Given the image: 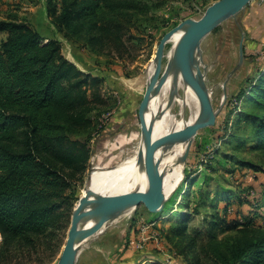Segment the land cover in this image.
Instances as JSON below:
<instances>
[{
	"label": "rangeland",
	"instance_id": "1",
	"mask_svg": "<svg viewBox=\"0 0 264 264\" xmlns=\"http://www.w3.org/2000/svg\"><path fill=\"white\" fill-rule=\"evenodd\" d=\"M216 1L150 0L148 14L133 26L124 50L118 53L115 49L99 52L84 41L65 38L49 16L51 4H60L59 0H0V19L27 21L44 39L61 42L64 56L99 81L106 101L90 114L91 127L74 137L88 147L90 160L69 191L74 207L66 210L68 231L74 209L85 198L92 169L131 157L142 143L138 110L161 39L184 20L200 19ZM258 3L253 0L249 5ZM239 15L223 22L202 42L201 68L218 116L214 126L200 130L193 139L184 181L177 189L181 195L166 201L161 213L152 214L142 205L119 218L104 234L86 242L77 264H192L193 255L182 253L185 243L175 245L171 240H177L172 231L178 222L186 223L187 234L196 235L199 244L207 243L214 232L218 242L264 236V150L255 149L256 119L251 118L263 114L250 102L256 98L257 81L264 79V48L244 55L247 63L239 65ZM3 39L0 35V42ZM167 67L164 59V74ZM178 95L184 93L179 90ZM68 231L61 232L60 240ZM2 239L0 234V244ZM56 241L47 240L14 262L57 264L61 254L55 256ZM199 264L212 263L202 259Z\"/></svg>",
	"mask_w": 264,
	"mask_h": 264
},
{
	"label": "trees",
	"instance_id": "2",
	"mask_svg": "<svg viewBox=\"0 0 264 264\" xmlns=\"http://www.w3.org/2000/svg\"><path fill=\"white\" fill-rule=\"evenodd\" d=\"M59 1L49 12L57 30L99 52L123 51L127 34L152 7L150 0ZM0 34L6 35L0 42V264H16L50 239L58 242L55 256L62 253L66 210L74 207L69 191L90 160L88 147L74 137L91 127L90 114L106 101L99 81L69 61L58 40L44 39L16 17L0 19ZM253 89L250 102L263 114L250 115L253 142L264 150V79ZM172 232L192 264H264V236L218 242L214 232L199 244L185 222Z\"/></svg>",
	"mask_w": 264,
	"mask_h": 264
},
{
	"label": "water",
	"instance_id": "3",
	"mask_svg": "<svg viewBox=\"0 0 264 264\" xmlns=\"http://www.w3.org/2000/svg\"><path fill=\"white\" fill-rule=\"evenodd\" d=\"M252 1H216L207 8L200 19H186L163 36L153 60L155 70L138 110L142 136L146 145L145 169L150 180L149 190L147 192H129L110 197L96 196L97 200L89 210H85L84 206L89 203L90 199L88 197L82 199L81 197L79 200L81 203L73 211L67 240L57 264H77L79 258L78 242L95 235L107 223L121 216L126 211L136 209L142 205L152 214H158L164 210L167 200L164 196V177L160 172V164L156 161L158 149L168 143L179 140L193 142L200 130L214 126L217 121L218 111L214 109L209 88L205 82V71L202 70V64L200 63L202 42L223 22L236 17L244 11ZM180 31H182V34L176 44L174 62L176 68L180 71L183 81L196 94L200 104V114L195 124L181 131L173 132L159 140H154L152 128L147 125L145 117L150 108L153 93L161 89L167 81V76L163 73V60L166 48L174 35ZM243 61L244 50L241 45L239 65ZM90 221H94V224L89 228H85Z\"/></svg>",
	"mask_w": 264,
	"mask_h": 264
},
{
	"label": "bare ground",
	"instance_id": "4",
	"mask_svg": "<svg viewBox=\"0 0 264 264\" xmlns=\"http://www.w3.org/2000/svg\"><path fill=\"white\" fill-rule=\"evenodd\" d=\"M181 34L182 31L176 33L167 45L169 49L164 56L168 62L165 74L167 81L161 89L153 93L150 108L146 113V123L152 128L154 140H159L195 124L200 114L198 98L192 88L183 81L174 62L176 44ZM154 70L153 62L148 71V83ZM179 90L184 93L183 97H179ZM209 94L211 95L210 91ZM191 143L187 140L171 142L162 146L156 153V161L160 164V172L164 177V196L167 201L184 181L185 160ZM145 153L146 145L142 138L141 145L131 157H126L112 166H95L90 172L86 184L84 194L85 198L88 197L90 200L84 209L91 208L97 200L96 196L110 197L129 192H147L150 180L145 169ZM134 210L126 211L107 223L95 235L80 240L77 244L78 253L80 254L87 246L86 242L104 234L110 225L123 216L131 215ZM93 224L94 221H90L85 228H89Z\"/></svg>",
	"mask_w": 264,
	"mask_h": 264
},
{
	"label": "crops",
	"instance_id": "5",
	"mask_svg": "<svg viewBox=\"0 0 264 264\" xmlns=\"http://www.w3.org/2000/svg\"><path fill=\"white\" fill-rule=\"evenodd\" d=\"M261 3V2H260ZM248 5L239 15V25L242 31L241 45L244 55H254L255 52L262 51L264 48V4ZM6 38L5 34H0ZM240 45V48H241ZM247 60L244 59L243 64Z\"/></svg>",
	"mask_w": 264,
	"mask_h": 264
},
{
	"label": "built area",
	"instance_id": "6",
	"mask_svg": "<svg viewBox=\"0 0 264 264\" xmlns=\"http://www.w3.org/2000/svg\"><path fill=\"white\" fill-rule=\"evenodd\" d=\"M259 2L264 3V0H259Z\"/></svg>",
	"mask_w": 264,
	"mask_h": 264
}]
</instances>
